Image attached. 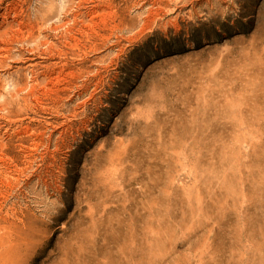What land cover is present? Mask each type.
<instances>
[{"label": "rangeland", "instance_id": "1", "mask_svg": "<svg viewBox=\"0 0 264 264\" xmlns=\"http://www.w3.org/2000/svg\"><path fill=\"white\" fill-rule=\"evenodd\" d=\"M0 264H264V0H0Z\"/></svg>", "mask_w": 264, "mask_h": 264}, {"label": "bare ground", "instance_id": "2", "mask_svg": "<svg viewBox=\"0 0 264 264\" xmlns=\"http://www.w3.org/2000/svg\"><path fill=\"white\" fill-rule=\"evenodd\" d=\"M108 7V6H107ZM115 11V10H114Z\"/></svg>", "mask_w": 264, "mask_h": 264}]
</instances>
